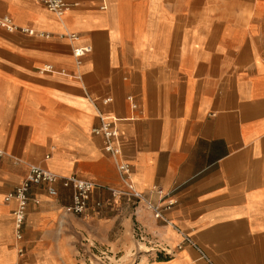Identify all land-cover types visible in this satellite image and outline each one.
Wrapping results in <instances>:
<instances>
[{
    "label": "crops",
    "instance_id": "0c3cea01",
    "mask_svg": "<svg viewBox=\"0 0 264 264\" xmlns=\"http://www.w3.org/2000/svg\"><path fill=\"white\" fill-rule=\"evenodd\" d=\"M76 1L0 0V264H79L78 239L128 229L138 264H264V0ZM120 161L149 201L177 200L165 219L113 196ZM31 164L100 186L76 215L72 187L33 185L19 239L6 197Z\"/></svg>",
    "mask_w": 264,
    "mask_h": 264
},
{
    "label": "built area",
    "instance_id": "2783aa9c",
    "mask_svg": "<svg viewBox=\"0 0 264 264\" xmlns=\"http://www.w3.org/2000/svg\"><path fill=\"white\" fill-rule=\"evenodd\" d=\"M46 7L55 12L58 15H63L68 9L73 5L78 4L76 0H43ZM9 22V19H7ZM30 34H34L33 29H22ZM75 37V35L73 36ZM91 47H78L74 50L76 57H81L86 52H89ZM44 71L54 70L52 65H47ZM96 133H101L105 137V150L114 156H119L120 149L117 144L119 130L116 126V119L113 118H102V125L95 130ZM118 169L122 177L123 183L125 185L124 189H111L113 196L128 197L137 203L145 202L149 209H151L156 218L165 219L164 212L166 209L172 208L176 203V199H169L161 204H154L147 199L145 193L141 192L131 179L132 176V166L126 161H120L118 163ZM62 182L66 187L73 188V201L71 204L65 207L66 213L83 215L86 214L89 209V202L91 194L94 189L98 186L92 180H87L78 177L77 175L61 176L54 171L49 170L38 164H31L29 173L26 178L21 181L15 188L14 191L9 193L6 197L7 201L15 198L18 201L17 207L14 210V220L16 226L17 237L21 239L23 237L22 228L26 222V217L28 213V207L32 200L36 203H40V200L33 197L30 193L33 185H40L43 183L49 184L48 192L50 195H58V190L55 188L54 184ZM158 193L165 196L163 189L159 188ZM103 203L101 201L97 202V206L101 207ZM24 253V249L20 250V254ZM14 264H21L16 262Z\"/></svg>",
    "mask_w": 264,
    "mask_h": 264
},
{
    "label": "rangeland",
    "instance_id": "374dc122",
    "mask_svg": "<svg viewBox=\"0 0 264 264\" xmlns=\"http://www.w3.org/2000/svg\"><path fill=\"white\" fill-rule=\"evenodd\" d=\"M128 233L130 235H122L125 239L120 244L115 240L116 235H111V233L106 234L103 242L89 241L85 238L78 239L79 264H138L137 259L144 253L141 251L146 249V246L144 240H138L129 229ZM131 247L134 250L130 249ZM127 255L130 256L127 258Z\"/></svg>",
    "mask_w": 264,
    "mask_h": 264
},
{
    "label": "bare ground",
    "instance_id": "6f19581e",
    "mask_svg": "<svg viewBox=\"0 0 264 264\" xmlns=\"http://www.w3.org/2000/svg\"><path fill=\"white\" fill-rule=\"evenodd\" d=\"M256 248V247H255Z\"/></svg>",
    "mask_w": 264,
    "mask_h": 264
}]
</instances>
